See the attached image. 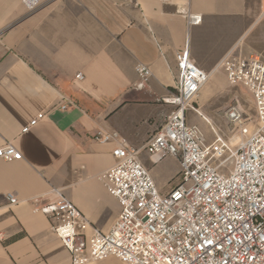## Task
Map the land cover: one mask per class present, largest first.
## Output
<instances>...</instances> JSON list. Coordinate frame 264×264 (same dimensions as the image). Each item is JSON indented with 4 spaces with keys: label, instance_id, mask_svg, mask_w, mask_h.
Segmentation results:
<instances>
[{
    "label": "crops",
    "instance_id": "0c3cea01",
    "mask_svg": "<svg viewBox=\"0 0 264 264\" xmlns=\"http://www.w3.org/2000/svg\"><path fill=\"white\" fill-rule=\"evenodd\" d=\"M184 12L201 24H190ZM186 47L211 75L194 102L202 108L217 96L213 86L226 88L220 64L228 53L264 57V0H41L33 10L22 0H0V149L12 145L22 154L0 159V264H72L51 219L35 212L54 200L52 189L86 217L89 236L110 232L121 208L101 176L114 166L118 143L94 137L117 132L143 147L170 113L163 100L176 92V55ZM138 64L153 74L141 91ZM40 114L45 118L23 134ZM200 117L199 110L188 113L192 125ZM216 132L230 137V130ZM204 134L209 143L216 138ZM142 159L167 194L179 161ZM9 195L19 203L10 205Z\"/></svg>",
    "mask_w": 264,
    "mask_h": 264
},
{
    "label": "built area",
    "instance_id": "2783aa9c",
    "mask_svg": "<svg viewBox=\"0 0 264 264\" xmlns=\"http://www.w3.org/2000/svg\"><path fill=\"white\" fill-rule=\"evenodd\" d=\"M22 1L33 10L41 0ZM184 14L190 24H201L200 16ZM176 64V92L163 100L175 109L143 147L130 146L117 132L100 131L94 137L102 144L118 143L112 152L114 166L101 176L121 208L110 232L94 229L89 236V221L58 189L51 191L53 201L35 209L51 219L72 264L109 258L123 264H264V57L231 51L222 59L228 84L246 89L256 117L250 126L239 104L230 107V137L213 129L212 143L188 119L189 111L198 113L194 102L211 75L191 60L189 47L177 53ZM136 72L135 89H146L153 76L150 67L138 64ZM76 80L83 81V74ZM44 118L38 115L22 133ZM143 154L153 165L169 158L179 161L177 183L167 194L159 191ZM0 159L18 161L22 154L8 145L0 149ZM8 200L12 206L19 203L14 195Z\"/></svg>",
    "mask_w": 264,
    "mask_h": 264
},
{
    "label": "rangeland",
    "instance_id": "374dc122",
    "mask_svg": "<svg viewBox=\"0 0 264 264\" xmlns=\"http://www.w3.org/2000/svg\"><path fill=\"white\" fill-rule=\"evenodd\" d=\"M220 84L221 86H226V88L222 89L217 85H215L216 87L213 86V92L217 93V96H215L213 102H210L209 105L205 107L203 106L202 108L196 104L193 105L205 116V118L208 119L209 123L201 117L198 118L199 122L197 123L202 128V131H204L206 134H212L213 129L223 132L231 130V126L226 119V111L236 104H239L242 108L245 118L248 120V124L253 126L255 123L256 112L251 95L240 86H230L226 80H224V82L222 81ZM174 109L175 107L173 106H170L169 108L170 112H172ZM176 183L177 177L169 183L168 188H172ZM112 259L118 264H123L117 259Z\"/></svg>",
    "mask_w": 264,
    "mask_h": 264
},
{
    "label": "bare ground",
    "instance_id": "6f19581e",
    "mask_svg": "<svg viewBox=\"0 0 264 264\" xmlns=\"http://www.w3.org/2000/svg\"><path fill=\"white\" fill-rule=\"evenodd\" d=\"M204 120L208 122V120H207L206 118H205ZM208 123H209V122H208Z\"/></svg>",
    "mask_w": 264,
    "mask_h": 264
}]
</instances>
